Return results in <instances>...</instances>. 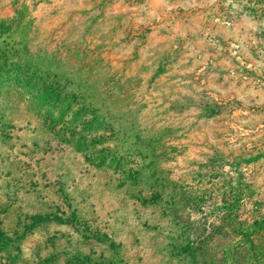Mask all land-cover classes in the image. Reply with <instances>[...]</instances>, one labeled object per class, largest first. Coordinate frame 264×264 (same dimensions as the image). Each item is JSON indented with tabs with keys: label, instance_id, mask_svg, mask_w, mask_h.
I'll return each mask as SVG.
<instances>
[{
	"label": "rangeland",
	"instance_id": "1",
	"mask_svg": "<svg viewBox=\"0 0 264 264\" xmlns=\"http://www.w3.org/2000/svg\"><path fill=\"white\" fill-rule=\"evenodd\" d=\"M0 24L71 100L0 91V229L65 218L17 264H264V0H0Z\"/></svg>",
	"mask_w": 264,
	"mask_h": 264
},
{
	"label": "trees",
	"instance_id": "2",
	"mask_svg": "<svg viewBox=\"0 0 264 264\" xmlns=\"http://www.w3.org/2000/svg\"><path fill=\"white\" fill-rule=\"evenodd\" d=\"M4 25V24H0ZM9 26L5 25V29H8ZM12 83H16L20 86L18 90V95H26L25 99H21V105L25 108L23 111L30 112V105L33 102H36L35 107L39 111V108L46 106V112L51 111L56 112L59 115H63L69 107L70 99H67L65 104L58 105L63 102L68 94L64 93L63 90H58L54 85L55 83L50 79L49 75L42 71L37 65L31 63L29 60L17 58L10 60L5 55H0V91L2 95L11 94ZM6 88V89H4ZM23 89V90H22ZM25 91V92H24ZM1 93V92H0ZM29 103V104H28ZM34 108V107H33ZM77 111L73 110V115ZM38 112H36L37 114ZM34 116V114H33ZM41 117V115H39ZM39 116H34L37 120L40 119ZM73 117V116H72ZM52 121V120H51ZM49 121V122H51ZM12 129V128H10ZM70 137L76 135V140L78 142L84 141L85 135L82 132H75L74 130L69 129ZM2 133V129H0ZM75 137V136H74ZM65 218H61L57 214H40L35 213L27 216L26 226L23 228L22 232L13 231L12 233L0 229V264H17L21 260L18 258V255L14 253L19 251L16 241H19L26 233L36 227L37 225L51 220L61 221ZM258 227L264 228V222L258 224ZM84 232H88L87 228H84ZM89 233V232H88ZM106 235V234H105ZM189 251L192 252L193 246L187 244ZM78 260H64L62 263L57 264H77ZM42 264L44 262L42 261Z\"/></svg>",
	"mask_w": 264,
	"mask_h": 264
}]
</instances>
